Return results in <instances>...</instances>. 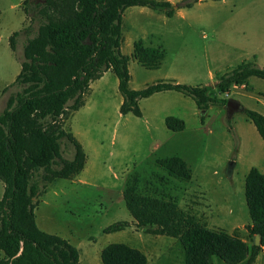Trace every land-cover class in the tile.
<instances>
[{
  "label": "rangeland",
  "instance_id": "rangeland-1",
  "mask_svg": "<svg viewBox=\"0 0 264 264\" xmlns=\"http://www.w3.org/2000/svg\"><path fill=\"white\" fill-rule=\"evenodd\" d=\"M41 2L0 0V109L9 94L20 89L12 82L20 69L23 45L41 23ZM16 30L12 50L9 36ZM121 33L120 51L129 57V87L134 89L160 79L214 85L221 73L241 61L264 66V0H197L177 8L170 17L132 5L123 11ZM137 38L162 46L165 55L157 68H146L131 56ZM212 73H217L213 81ZM248 85V89L231 86L221 94L213 87L211 92L264 114V80L251 76ZM83 99L82 106L66 110L59 120L80 142L84 166L69 179L46 184L34 209L41 230L66 238L79 249L82 264H102L99 250L111 242L140 249L148 264H184L178 238L145 233L135 225L122 196L125 187L132 185L139 194L172 200L207 227L229 234L236 231L250 243L244 178L252 166L264 173V144L243 111L227 117L224 105L199 110L191 97L165 90L139 99L140 116L121 114L117 78L109 70L90 81ZM167 115L182 118L184 128L168 129ZM59 142L60 155L53 167L73 155L65 136ZM172 155L184 159L189 179L169 175L156 162ZM40 173L34 172L31 181L40 184ZM81 179L86 183L75 181ZM2 192L0 180V197ZM119 220L128 221V226L103 231ZM209 264L227 263L212 255ZM254 264H264V247Z\"/></svg>",
  "mask_w": 264,
  "mask_h": 264
},
{
  "label": "trees",
  "instance_id": "trees-1",
  "mask_svg": "<svg viewBox=\"0 0 264 264\" xmlns=\"http://www.w3.org/2000/svg\"><path fill=\"white\" fill-rule=\"evenodd\" d=\"M197 0H42L36 33L23 45V58L13 84L20 89L9 94L0 109V264H80L77 248L58 234L41 230L34 217L39 196L47 183L56 178L69 179L84 166L85 152L80 142L64 130L60 117L66 110L84 104L83 95L90 81L109 70L117 78L122 97L119 113L140 116L139 99L153 93L175 90L191 97L199 110L224 105L233 85L250 88L248 78L264 80V66L241 61L230 71L221 73L214 85L188 84L172 79L157 80L142 88L129 87V57L120 51L121 22L126 7L146 6L172 16L177 8L191 6ZM27 0H22L26 3ZM182 3V4H181ZM9 45L14 50V38ZM131 56L146 68H157L165 52L160 45L145 44L142 38L132 43ZM243 113L255 126L264 144V114L243 107ZM166 127L184 128V120L174 115L164 118ZM65 136L73 146L71 158L60 155L59 139ZM171 176L187 180L190 169L177 155L156 159ZM40 184L31 181L34 172ZM125 206L137 227L145 233L165 234L179 239L184 264H209L212 255L227 264H254L264 247V173L257 167L248 169L244 178V198L250 219L245 225L250 243L236 231L227 233L200 223L172 200L142 195L134 186L122 193ZM128 221L119 220L103 227L104 232L120 230ZM255 235L258 243L253 242ZM102 264H146V255L123 242H111L100 251Z\"/></svg>",
  "mask_w": 264,
  "mask_h": 264
},
{
  "label": "water",
  "instance_id": "water-1",
  "mask_svg": "<svg viewBox=\"0 0 264 264\" xmlns=\"http://www.w3.org/2000/svg\"><path fill=\"white\" fill-rule=\"evenodd\" d=\"M224 109H225L227 117H230L233 114V112L242 111L243 106L238 100L230 97L226 99V102L224 104ZM258 239H259V236L255 235L253 242L257 244Z\"/></svg>",
  "mask_w": 264,
  "mask_h": 264
},
{
  "label": "crops",
  "instance_id": "crops-1",
  "mask_svg": "<svg viewBox=\"0 0 264 264\" xmlns=\"http://www.w3.org/2000/svg\"><path fill=\"white\" fill-rule=\"evenodd\" d=\"M198 1H200V0H198ZM176 11V10H175ZM175 13V12H174ZM143 39V38H142ZM108 71V70H107ZM217 73H212L211 74V76H212V81L214 80V77H215V75H216ZM233 86H235V87H243V84H241V85H233ZM260 170V169H259ZM261 171V170H260ZM75 181H77V182H80V183H86L85 182V180L84 179H81L80 181L79 180H75ZM104 247V246H103ZM103 247H101L100 248V250L99 251H101V249L103 248ZM77 250H78V257H79V263L80 264H82V262H81V260H80V252H79V249L77 248ZM155 263V262H154ZM146 264H148V259H147V263Z\"/></svg>",
  "mask_w": 264,
  "mask_h": 264
}]
</instances>
